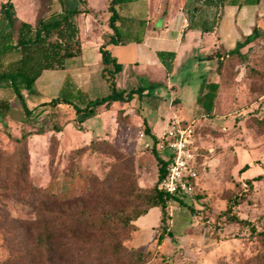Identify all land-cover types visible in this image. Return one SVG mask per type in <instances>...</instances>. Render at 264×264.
I'll use <instances>...</instances> for the list:
<instances>
[{
  "label": "rangeland",
  "instance_id": "374dc122",
  "mask_svg": "<svg viewBox=\"0 0 264 264\" xmlns=\"http://www.w3.org/2000/svg\"><path fill=\"white\" fill-rule=\"evenodd\" d=\"M5 1L0 0V3ZM88 1L95 9L107 5L106 0ZM259 1V5L240 7L244 13H249V34L254 27L264 32V20L255 17L258 13L264 19V0ZM11 3L22 21L33 24L39 11L38 0H11ZM59 10L58 1L53 0L50 13L56 14ZM222 11L216 24L222 22ZM85 25L86 21L79 18L78 26L83 30ZM245 30L246 27H241L239 33L245 36ZM205 37V46L212 49L208 36ZM241 53L244 55L241 62L227 63L224 84L219 86L212 118H206L201 113L194 114L193 100L200 77L195 78L193 67L197 68L200 62H204L203 53L196 48L185 51L169 73L164 68L146 71L125 65L123 73L115 76L116 90L128 92L143 88L145 91L141 98L134 95L127 105L116 103L108 111L99 106L96 108L97 115L81 124L80 128L73 122L71 107L42 106V103L68 93L74 105L81 107L85 104L84 96L77 90V87L83 90L85 86L75 80L82 73L74 63L63 71H43L34 82L33 94H22L31 114L29 118L25 117L21 104L12 92L0 86V101L8 103L6 114H0V264L12 261L16 252L24 253L25 228H30L38 216H45L44 193L61 192L63 179L73 164L71 158L74 151L88 145L91 139L106 140L117 152L132 157V166L119 170V173L123 172V184L112 180L105 186L111 197L119 193L123 197V200L116 198L115 201H108L109 207L124 210L143 207L135 188L151 189L156 183L158 168L150 148L145 147L151 140L145 135L144 127L156 126V133L160 136L168 121L174 118L194 121L196 125L200 155L197 196L183 201L191 210L168 203L163 228L170 233V239L164 237L159 245L156 242L162 227L158 228L160 210L153 208L136 220L139 231H131L122 242L123 247L147 251L149 256L145 264H239L241 260H249V264L264 262V249H261L258 240L249 235L246 229L228 225L222 215L227 201L238 195L245 196L246 202L234 208L232 214L251 223L256 231L264 230V135L257 137L244 125V120L251 115L264 117V97L258 104L248 106L251 82L245 76L246 69L253 68L262 71L264 79V40L253 42ZM10 58L5 61H10ZM204 77L208 81L217 80L213 69ZM263 81L257 82L259 88ZM91 84L90 100L108 94L106 82L98 75L92 78ZM169 84L182 85L178 89L182 94H171L167 90ZM179 101L178 108L171 107L170 104ZM54 124L61 127L59 133L34 135L38 131L51 129ZM25 132L30 133L26 140V170L17 177V173H12L17 168L19 149L14 141ZM161 157L165 159L166 155L161 154ZM115 162L105 152L86 151L76 162L77 172L86 182L92 179L99 183L111 172ZM244 167L247 168L243 170ZM257 176H261V179L252 182V191L244 192L245 180ZM82 183V180L77 181L74 188H80ZM36 213L39 214L37 217Z\"/></svg>",
  "mask_w": 264,
  "mask_h": 264
},
{
  "label": "trees",
  "instance_id": "16d2710c",
  "mask_svg": "<svg viewBox=\"0 0 264 264\" xmlns=\"http://www.w3.org/2000/svg\"><path fill=\"white\" fill-rule=\"evenodd\" d=\"M57 1L60 12L54 14L50 13L53 0H38L39 11L33 24L26 23L17 17L11 0L0 3V86L8 88L12 92L21 104L26 118H29L31 114L22 94H33L34 82L43 71L66 70L75 59L80 57V42L74 18L79 14L96 15L86 8L85 0ZM134 1L109 0L105 8L108 13L107 26L111 30V34L104 37L103 44L98 48V53L101 58L100 77L107 84L108 94L105 97L87 101L81 107L72 103L69 93L65 96L61 94L42 103V106L49 108L61 105L71 107L74 113L73 122L80 128L81 124L97 115L96 108L99 106H103L108 111L116 103L127 105L134 95L141 98L145 91L143 88L132 89L128 92L116 90L115 76L120 73L121 65L111 57L107 50L109 45L118 46L141 41L144 23L139 20L124 19L119 15L123 5ZM258 2L259 0H190L189 3L182 6V12L186 16L188 29L208 34L213 32L218 15L225 6L240 8L258 4ZM123 28L134 31L135 34H123L121 31ZM258 40H264V32L254 27L251 33L245 36L241 42L236 43L234 49L226 55L217 53L214 55V75L217 80L215 83H206L205 80H202L195 99L201 109L202 116L212 118L215 114L218 90L220 84H224L227 63L241 62L244 59L241 50ZM155 55L166 73H169L174 54L157 52ZM8 57H11L10 61L6 62ZM245 76L251 82L249 91L251 100L248 105L250 107L263 100L264 79L262 71L253 68L246 69ZM259 81H263L261 88L257 85ZM7 109V101H0V114L5 115ZM244 125L255 136L264 135V117L251 115L244 120ZM60 131L61 127L54 124L51 129L38 131L34 135H43L46 132L59 133ZM144 133L152 143H155L156 138L146 125ZM194 133H196V125ZM29 136L30 133L25 132L14 141L19 149L15 165L17 168L12 173L14 175L17 173V177L22 176L26 170V140ZM52 139L54 140L53 137ZM150 150L158 166L156 183L147 190L135 188L143 207H131L130 210H124L121 207H109L108 201H115L116 198L123 200V197L121 193L111 197L105 186L112 180L123 184V172L119 173V170L121 167L132 166V157L117 152L106 140L91 139L88 145L76 149L71 158L73 164L63 179L61 192L57 194L44 193L45 216L39 218V214L36 213V217H38L31 223L32 226L25 228L24 253L16 252L12 261L5 264H145L149 256L147 251L128 250L122 245L127 235L137 229L136 220L145 216L153 208L160 210L158 228H162L156 239L159 245L164 237L170 239V233L163 228L167 218L168 203H176L181 207L186 206L183 200L168 197L157 189L159 181L165 175L168 159L161 157L163 153H157L153 148ZM86 151L105 152L116 161L112 165L111 172L99 183L92 179L86 182L77 172L78 164L76 162ZM246 168L244 167L243 170ZM259 179L261 176L245 180L243 186L246 190L244 192H251L252 182ZM81 180L82 186L75 189L76 182ZM244 197L238 195L226 202V209L222 214L224 221L228 225L246 229L249 235L258 240L263 250L264 230L256 231L251 223L232 214L234 208L246 202ZM185 208L191 210L190 207L186 206ZM249 263V260L239 261V264ZM258 264H264V262Z\"/></svg>",
  "mask_w": 264,
  "mask_h": 264
},
{
  "label": "crops",
  "instance_id": "0c3cea01",
  "mask_svg": "<svg viewBox=\"0 0 264 264\" xmlns=\"http://www.w3.org/2000/svg\"><path fill=\"white\" fill-rule=\"evenodd\" d=\"M85 1L86 8L90 9L96 15L79 14L74 18L78 29L81 55L73 63L79 67V71L82 73L79 77H75V80L85 86L83 90L81 89L82 87H77V90L84 96L86 103L87 101H93L89 99V93H92L93 90L91 84L92 78L95 75L100 77L101 58L98 53V48L103 44L104 37L111 34V30L107 26L108 13L105 10L106 5L102 4L103 6L101 8L95 9L89 4L88 0ZM108 1L106 0L105 3H108ZM189 2L190 0H135L121 7L119 12L120 17L142 21L144 23V30L139 43L130 42L124 45H109L107 47L111 57L121 65L120 74L123 73L125 65H127V68H140L146 71L148 69L162 70L163 67L155 55L157 52L173 53L174 60L172 65L174 66L175 62L179 60L185 51L196 48L204 56V62H200L197 68L193 67L195 78L200 77V82L196 89L198 90L202 80H205L206 83L216 82L215 80L208 81L204 77L212 69L214 74V55L216 53L222 55V53L230 52L236 43L241 42L243 40L242 38L249 34L250 26H247V22L250 20L249 13H244L243 8L225 6L222 11L221 24H216L212 33L202 34L198 30L188 29V22L182 12V6ZM59 12L60 10L57 13ZM255 17L256 19L264 20L261 14L257 13ZM79 18L86 21L83 30L78 26ZM250 23L249 25H251ZM241 27H246L243 34L245 36L239 33V28ZM121 31L123 34H135L134 31L125 30L124 28ZM205 36H208L209 45L212 49L205 46ZM92 74L95 75L92 76ZM73 82L76 84L74 80ZM64 83L65 77L61 81L62 86ZM180 88H182V85L178 84H169L167 86V90L174 95L177 92L179 94L181 93V91H178ZM197 90L193 100L194 114L201 113V109L195 101ZM170 105L171 107L178 108L180 101ZM146 126L150 128L153 135L158 136L156 126ZM137 231H139L138 227Z\"/></svg>",
  "mask_w": 264,
  "mask_h": 264
},
{
  "label": "built area",
  "instance_id": "2783aa9c",
  "mask_svg": "<svg viewBox=\"0 0 264 264\" xmlns=\"http://www.w3.org/2000/svg\"><path fill=\"white\" fill-rule=\"evenodd\" d=\"M194 121L169 120L165 131L155 137V143L146 144L168 159L165 175L157 189L168 197L192 200L198 193L199 147L194 133Z\"/></svg>",
  "mask_w": 264,
  "mask_h": 264
}]
</instances>
